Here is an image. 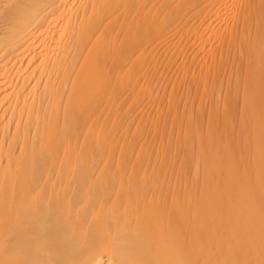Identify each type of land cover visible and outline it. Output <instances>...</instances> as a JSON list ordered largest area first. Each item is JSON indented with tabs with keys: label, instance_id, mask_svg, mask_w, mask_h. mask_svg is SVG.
Segmentation results:
<instances>
[{
	"label": "bare ground",
	"instance_id": "bare-ground-1",
	"mask_svg": "<svg viewBox=\"0 0 264 264\" xmlns=\"http://www.w3.org/2000/svg\"><path fill=\"white\" fill-rule=\"evenodd\" d=\"M0 264H264V0H0Z\"/></svg>",
	"mask_w": 264,
	"mask_h": 264
}]
</instances>
